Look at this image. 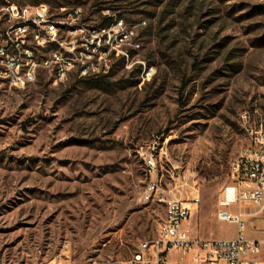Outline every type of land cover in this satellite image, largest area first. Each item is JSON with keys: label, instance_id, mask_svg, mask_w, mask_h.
<instances>
[{"label": "rangeland", "instance_id": "1", "mask_svg": "<svg viewBox=\"0 0 264 264\" xmlns=\"http://www.w3.org/2000/svg\"><path fill=\"white\" fill-rule=\"evenodd\" d=\"M11 2L45 4L54 15L79 6L89 27L112 18L109 46L128 37L118 44L127 57L115 55L108 73L41 70L26 88L0 76V264H126L165 215L145 197L149 154L160 191L200 197L186 223L193 236H234L217 219V201L249 144L246 128L264 125V1L0 6ZM57 26L61 37L64 21ZM247 230L264 240V209Z\"/></svg>", "mask_w": 264, "mask_h": 264}, {"label": "built area", "instance_id": "2", "mask_svg": "<svg viewBox=\"0 0 264 264\" xmlns=\"http://www.w3.org/2000/svg\"><path fill=\"white\" fill-rule=\"evenodd\" d=\"M61 9L62 14L54 15L45 4L11 2L0 6V76L9 78L11 86L26 88L41 70L55 78L72 70L84 77L100 75L112 69L115 55L127 57V51L118 46L127 34L117 37V46H109L113 25L89 27L81 7ZM54 21H64L61 37L53 36ZM96 32H103L106 42H96ZM56 60H64V70H56ZM248 130L252 143L230 162L227 182L217 201V219L233 224L235 235L193 236L186 223L200 197L183 199L160 191L159 182L153 178L156 161L149 154L146 163L152 178L145 197L162 202L165 215L156 237L141 241L126 264H264L258 258L264 240L245 234L248 220L264 209V125H248ZM253 206L260 209L252 211ZM172 253L182 255V259L172 258Z\"/></svg>", "mask_w": 264, "mask_h": 264}, {"label": "bare ground", "instance_id": "3", "mask_svg": "<svg viewBox=\"0 0 264 264\" xmlns=\"http://www.w3.org/2000/svg\"><path fill=\"white\" fill-rule=\"evenodd\" d=\"M57 22L58 21H54L53 22V36L54 37H58V26H57ZM56 70H64V60H56ZM246 131H247L248 141H249V144H250V143H252V133L250 132V130H248V127L246 128Z\"/></svg>", "mask_w": 264, "mask_h": 264}, {"label": "crops", "instance_id": "4", "mask_svg": "<svg viewBox=\"0 0 264 264\" xmlns=\"http://www.w3.org/2000/svg\"><path fill=\"white\" fill-rule=\"evenodd\" d=\"M246 230H247V228H246ZM245 232L247 233V234H246V233H245V234H246L249 238H253V239H257V240H263V239L258 238V237H256V236H253V233H252L250 230H247V231H245ZM258 258L264 261V247L262 248V251H261L260 255L258 256Z\"/></svg>", "mask_w": 264, "mask_h": 264}, {"label": "trees", "instance_id": "5", "mask_svg": "<svg viewBox=\"0 0 264 264\" xmlns=\"http://www.w3.org/2000/svg\"><path fill=\"white\" fill-rule=\"evenodd\" d=\"M111 21H112V18H108V19H107V23H105V26H106V25H109Z\"/></svg>", "mask_w": 264, "mask_h": 264}]
</instances>
